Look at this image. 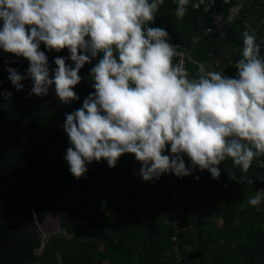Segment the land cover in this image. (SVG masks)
Instances as JSON below:
<instances>
[{"label": "clouds", "instance_id": "clouds-1", "mask_svg": "<svg viewBox=\"0 0 264 264\" xmlns=\"http://www.w3.org/2000/svg\"><path fill=\"white\" fill-rule=\"evenodd\" d=\"M189 2L174 0L177 19L184 18ZM163 3L0 0V50L29 65L25 75L7 69L16 91L29 79L30 97H46L54 86L60 103L70 105L79 100L74 88L81 69L102 55L90 69L94 91L62 125L70 145L64 159L77 180L88 171L86 165L103 160L111 169L125 154L141 165L144 182L167 173L184 178L197 169L215 180L226 159L245 174L254 160L264 166V41L257 42L254 31H243L234 77L200 64L190 78L174 63L177 48L168 31L150 26ZM213 3L196 0L192 8L209 11ZM42 44L48 52L67 50L72 64L55 58L50 76ZM11 96L0 92V102ZM247 204L256 207L261 197H250Z\"/></svg>", "mask_w": 264, "mask_h": 264}, {"label": "trees", "instance_id": "trees-1", "mask_svg": "<svg viewBox=\"0 0 264 264\" xmlns=\"http://www.w3.org/2000/svg\"><path fill=\"white\" fill-rule=\"evenodd\" d=\"M217 1L216 16L224 17L232 0ZM242 1L244 7L235 22L209 36L203 31L211 26V18L193 9V0L183 19L175 16L174 0H164L150 26L165 28L172 44L187 49L190 78L198 74L200 64L234 77V62L243 48L246 5L250 2L264 10L260 0ZM263 20L259 27L249 28L264 35ZM192 35L198 36L195 43L190 41ZM100 58L102 55L97 61ZM184 160L190 167L189 158L184 156ZM86 167L87 214L93 228L100 230L101 239L60 228L45 240L40 236L32 239L22 264H264V206L247 204L258 188H264V166L256 160L246 174L226 159L219 166L218 179L198 169L188 177H176L174 209L183 220L181 230L175 233L178 262L170 248L172 231L164 223L170 204L163 186L166 174L144 182L139 175L141 165L129 154L111 169L103 160ZM215 218L222 220L220 228L213 226ZM35 250L39 252L35 254Z\"/></svg>", "mask_w": 264, "mask_h": 264}, {"label": "water", "instance_id": "water-1", "mask_svg": "<svg viewBox=\"0 0 264 264\" xmlns=\"http://www.w3.org/2000/svg\"><path fill=\"white\" fill-rule=\"evenodd\" d=\"M218 8L214 0L209 11H198L215 18ZM40 50L48 57L50 76L55 58L72 64L67 50L48 52L43 44ZM97 62L94 59L79 73L82 79L74 88L79 100L62 105L54 86L46 97H30L32 82L26 79L24 89L16 91L7 69L25 75L28 61L0 50V92L12 93L10 100L0 102V264H22L32 239L52 229L101 239L87 214L86 173L75 179L64 159L70 145L62 128L66 114L82 107L94 91L90 69Z\"/></svg>", "mask_w": 264, "mask_h": 264}, {"label": "built area", "instance_id": "built-area-1", "mask_svg": "<svg viewBox=\"0 0 264 264\" xmlns=\"http://www.w3.org/2000/svg\"><path fill=\"white\" fill-rule=\"evenodd\" d=\"M243 1L242 0H232L231 5L228 7L224 17L215 16V18H211V26L207 27L203 31L204 36H209L213 33L222 31L227 25L233 24L240 12L243 10ZM198 40V36H191L190 41L195 43ZM177 48V56L174 58V63L180 64L181 66L186 68V62L190 61L189 53L186 48L180 47L177 44H173ZM168 154H170L168 152ZM164 189L167 192V197L170 199L169 209H168V217L165 220V225L172 231V235H170V248L171 253L175 261H180L179 251L175 244V233L181 230L182 225V217L181 214L178 213L174 209V202L177 198V180L176 176L171 173H167L165 175L164 181Z\"/></svg>", "mask_w": 264, "mask_h": 264}, {"label": "rangeland", "instance_id": "rangeland-1", "mask_svg": "<svg viewBox=\"0 0 264 264\" xmlns=\"http://www.w3.org/2000/svg\"><path fill=\"white\" fill-rule=\"evenodd\" d=\"M260 1H261V3H264V0H260ZM248 3L250 4V2H248ZM249 4L246 5L245 24H244L243 31H245V30L252 31L250 28L246 29L245 25H248L249 27L250 26L259 27L260 23L263 20L262 18L264 17V10H262L260 5L259 6H252ZM243 31L241 32V38L242 39H243V37H242ZM255 35L257 37V42L264 41V35L259 34V31L255 32ZM262 47H264V44L261 45V48ZM164 185H165V183H164ZM261 190H264V188H258L255 191V196L259 195L261 197V205L264 206V191H261ZM56 232H58V229H52V230L47 231L45 234L40 235V237L42 240H45L48 235L56 233ZM38 252H39V250H35L34 253L37 254ZM262 256L264 257V252H263ZM104 264H111V263L110 262H104Z\"/></svg>", "mask_w": 264, "mask_h": 264}, {"label": "crops", "instance_id": "crops-1", "mask_svg": "<svg viewBox=\"0 0 264 264\" xmlns=\"http://www.w3.org/2000/svg\"><path fill=\"white\" fill-rule=\"evenodd\" d=\"M216 219V220H215ZM214 220H212V222H213V226L215 227V228H220V226H221V223H222V220L220 219V218H215Z\"/></svg>", "mask_w": 264, "mask_h": 264}]
</instances>
